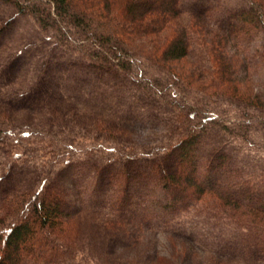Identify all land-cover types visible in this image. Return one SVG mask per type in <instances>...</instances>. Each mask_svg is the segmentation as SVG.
<instances>
[{
    "label": "rangeland",
    "instance_id": "rangeland-1",
    "mask_svg": "<svg viewBox=\"0 0 264 264\" xmlns=\"http://www.w3.org/2000/svg\"><path fill=\"white\" fill-rule=\"evenodd\" d=\"M180 2L184 18L200 13L212 27L219 25L217 3L236 11L248 5L247 0ZM212 10L217 13L209 14ZM0 29V207L9 193L28 203L44 180L67 196L82 228L80 240H85L55 264H264V256L237 246L239 230L200 205L182 207L171 224L138 228L123 222L140 211L148 188L147 165L140 156L176 138L188 96L175 90L174 97L175 87L168 85L157 95L141 58L142 77L135 65L129 70L119 64L95 67L77 44L60 42L7 1L0 2ZM255 39L254 49L263 50L264 34ZM255 75L256 90L264 96V68ZM224 107L228 111L218 112L219 117L236 116L237 106L226 101ZM262 116L253 114L248 128L228 122L230 130L216 123L204 136L200 154L223 146L236 164H263L264 169ZM199 120L193 115L187 125L196 126ZM127 156L138 158L127 165L129 209L119 214L107 208L118 186L112 182L115 163H105V158L119 164ZM164 162L168 171L177 166L173 159ZM136 232L139 237L130 239Z\"/></svg>",
    "mask_w": 264,
    "mask_h": 264
},
{
    "label": "trees",
    "instance_id": "trees-1",
    "mask_svg": "<svg viewBox=\"0 0 264 264\" xmlns=\"http://www.w3.org/2000/svg\"><path fill=\"white\" fill-rule=\"evenodd\" d=\"M3 1L12 3L19 13L32 15L60 42L73 41L95 67L119 64L129 70L135 65L142 77V59L157 95H163L168 85L175 87L174 97L177 90L190 98L181 108L176 138L140 156L147 165L143 173L148 188L140 211L124 223L138 228L171 224L182 207L200 205L239 230L236 244L243 252L264 256L263 164L237 165L223 146L213 145L200 154L204 136L216 123L231 130L233 125L248 128L256 113L264 119V96L256 90L259 77L255 75L264 68V49H254L255 38L264 34V0H247L248 5L237 11L217 3L218 27H212L200 13L184 18L180 0ZM226 101L238 109L235 117L222 119L218 112L228 111ZM193 115L200 120L189 126ZM136 158H121L119 164L104 159L115 163L117 171L112 182L118 189L107 207L114 213L129 209L127 165ZM166 159L175 161V169L165 168ZM45 181L26 204L18 195L4 196L0 212L12 218H0V264H55L84 243L67 196L44 185ZM136 233L130 239L139 237L140 232Z\"/></svg>",
    "mask_w": 264,
    "mask_h": 264
}]
</instances>
